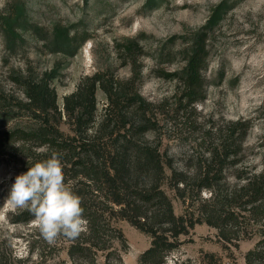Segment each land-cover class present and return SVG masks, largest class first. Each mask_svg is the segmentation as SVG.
I'll list each match as a JSON object with an SVG mask.
<instances>
[{
    "label": "rangeland",
    "instance_id": "rangeland-1",
    "mask_svg": "<svg viewBox=\"0 0 264 264\" xmlns=\"http://www.w3.org/2000/svg\"><path fill=\"white\" fill-rule=\"evenodd\" d=\"M222 3L226 9L221 21L203 32ZM23 14L21 37L9 34L8 23ZM56 28L75 39L74 56L53 53L47 46ZM203 33H207L204 87L195 102L185 96L174 75ZM54 70L52 86L66 134L73 132L64 112L65 98L100 73L105 81L135 80L152 105L156 127L144 140L159 145L177 172L194 175L212 151L225 146L238 152L228 158L223 174L227 185L234 186L239 175L264 171V0H0V213L15 177L48 152L19 140V134L2 135L38 125L20 104L25 102L21 80L41 79ZM97 99L98 123L107 102L101 90ZM167 174H172L169 169ZM164 190L179 216L196 211L195 199L212 196L208 190L200 195L191 192L185 204L167 184ZM25 211L4 213L6 222H0L2 264H71L66 249L70 238L60 236L49 244L31 222L16 223ZM116 227L129 245L124 264H138L151 239L127 221H118ZM259 239L243 240L228 251L216 229L197 225L166 264L188 260L200 264L202 252L220 255L224 264H246V254ZM104 255L99 264H109Z\"/></svg>",
    "mask_w": 264,
    "mask_h": 264
},
{
    "label": "trees",
    "instance_id": "trees-1",
    "mask_svg": "<svg viewBox=\"0 0 264 264\" xmlns=\"http://www.w3.org/2000/svg\"><path fill=\"white\" fill-rule=\"evenodd\" d=\"M225 9V3L219 5L202 31L212 30ZM24 16L8 23L9 34L21 37L18 30L25 29L21 24L26 21ZM206 36L207 33L199 36L185 66L174 75L183 84L185 96L195 102L204 87ZM47 46L51 52L67 56L77 52L75 39L60 28L54 30ZM127 48L133 50L131 46ZM56 77L54 70L41 79L21 80L25 102L20 104L38 125L28 131L2 135L19 134V140L33 142L37 148L46 147L48 152L42 155L45 159L53 151L60 155L65 182H71L73 191L82 198L84 216L89 222L85 233L68 240L66 249L71 264H99L101 254H105L109 264H124L123 254L129 245L124 233L116 227L118 221H127L151 239L138 264H166L167 258L185 244L183 238L190 237L201 224L216 229L228 251L232 246L238 248L243 240L259 236L245 259L246 264H264V171L239 175L234 186L227 185L223 174L228 158L238 152L225 146L212 151L194 175L177 172L159 145L144 140L156 127L150 114L152 105L140 94L135 80L105 81L100 73L87 78L65 98L64 112L73 132L66 134L61 130L63 112L52 86ZM99 90L105 94L107 103L97 123ZM166 184L185 204L191 192L200 195L208 190L212 196L207 200L195 199L196 211L179 216L164 190ZM32 219L25 211L17 216L16 223H29ZM116 243L120 248L115 247ZM186 264L194 262L188 260ZM200 264H224V261L216 253L202 252Z\"/></svg>",
    "mask_w": 264,
    "mask_h": 264
},
{
    "label": "clouds",
    "instance_id": "clouds-1",
    "mask_svg": "<svg viewBox=\"0 0 264 264\" xmlns=\"http://www.w3.org/2000/svg\"><path fill=\"white\" fill-rule=\"evenodd\" d=\"M2 207L0 222H6L4 213L27 210L33 216L32 226L49 244L60 236L78 238L88 229L82 198L71 182H65L60 155L55 151L15 177Z\"/></svg>",
    "mask_w": 264,
    "mask_h": 264
}]
</instances>
